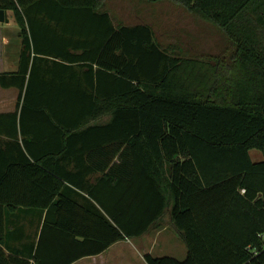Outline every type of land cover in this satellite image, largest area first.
Masks as SVG:
<instances>
[{"label":"trees","instance_id":"16d2710c","mask_svg":"<svg viewBox=\"0 0 264 264\" xmlns=\"http://www.w3.org/2000/svg\"><path fill=\"white\" fill-rule=\"evenodd\" d=\"M55 1L83 10L0 0L23 39L18 72L0 76L21 89L18 110L0 114V264H46L50 232L86 239L72 264L147 234L167 211L187 256L149 254L148 264H264V159L250 156L264 157V0H138L171 1L213 24L229 56L162 47L144 19L102 10L108 0ZM66 183L99 207L65 197ZM20 208L46 211L27 258L8 237Z\"/></svg>","mask_w":264,"mask_h":264},{"label":"crops","instance_id":"0c3cea01","mask_svg":"<svg viewBox=\"0 0 264 264\" xmlns=\"http://www.w3.org/2000/svg\"><path fill=\"white\" fill-rule=\"evenodd\" d=\"M118 3L117 0H108L106 2H103V5L101 7L102 10H132V7L130 8L129 3H126V6L125 3ZM40 9L83 10L62 6L55 0H46V2H43V4L41 5ZM138 10L141 9L139 8ZM6 13L9 21L0 23V76L18 72L21 64L20 60L23 47L21 29L15 21L14 14L12 11H6ZM136 14L137 15H134V17L137 20L136 23H138L140 15H138V13ZM44 58L46 59V55ZM38 63L41 65L42 77L46 80V61H41ZM44 90L46 91V84ZM20 96L21 89L19 87L14 85L4 86L0 81V114L16 112L20 106ZM3 140L9 142L11 139L8 137H3ZM40 143L42 144V151L39 154L45 156L46 138H41ZM75 155L76 153H74L72 156ZM75 169L76 168H71L70 165L66 167L67 172L75 171ZM99 174L100 173L97 172L88 177L92 184L95 182V179L99 177ZM63 191L65 197L67 196L70 199H73L80 206L84 207V209L95 211V209L99 207L88 193H86L82 189L74 187L69 183L65 184ZM63 214L65 221L68 218L73 220H77L78 218L75 210H65V213ZM45 217L46 211L27 208H20L7 216L8 223L10 225L8 237L9 240H11L10 246L12 254H19V256L23 258H27L26 256H28L31 245L35 244L36 246L39 241L41 230L45 222ZM166 224L174 227L170 219L169 211L166 212L159 225L151 229V231L147 234L141 237L125 238L123 240H119L110 245L103 252L95 255H86L74 261L72 264H148L145 260V257L149 254L157 257H163L162 255L158 254H162L160 248L161 246H163L162 234L163 231L167 229ZM100 235L102 236L103 240L108 237V233L106 231L100 233ZM77 240L78 242L74 241L71 238H67L62 234H60L57 238V236H55V233L50 232L46 237V264H66V261L69 258L75 255L77 251L81 250V246L79 244L87 242L84 237H78ZM75 246H77V249L75 248ZM70 247L73 250H69ZM184 255L187 256L186 245Z\"/></svg>","mask_w":264,"mask_h":264},{"label":"rangeland","instance_id":"374dc122","mask_svg":"<svg viewBox=\"0 0 264 264\" xmlns=\"http://www.w3.org/2000/svg\"><path fill=\"white\" fill-rule=\"evenodd\" d=\"M129 3L132 10H110L115 18L126 24H135L136 16L139 21L147 22L154 27L156 41L175 53L188 56L197 55H230L234 48L220 29L202 20L199 16L188 12L184 7L171 1L156 4L141 1L117 0V3ZM118 3V4H119ZM145 4V6H144ZM141 10H138V9ZM140 13V14H139ZM254 163L263 161V154L259 150L250 151ZM167 225V224H166ZM160 250L162 256H172L179 260L185 259V245L175 227L167 225L163 231ZM156 255V254H155Z\"/></svg>","mask_w":264,"mask_h":264},{"label":"water","instance_id":"95a60500","mask_svg":"<svg viewBox=\"0 0 264 264\" xmlns=\"http://www.w3.org/2000/svg\"><path fill=\"white\" fill-rule=\"evenodd\" d=\"M7 13L5 10H0V23L8 22Z\"/></svg>","mask_w":264,"mask_h":264}]
</instances>
